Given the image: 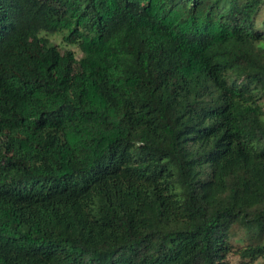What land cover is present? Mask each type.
Segmentation results:
<instances>
[{
    "label": "trees",
    "instance_id": "obj_1",
    "mask_svg": "<svg viewBox=\"0 0 264 264\" xmlns=\"http://www.w3.org/2000/svg\"><path fill=\"white\" fill-rule=\"evenodd\" d=\"M263 1L0 0V264H264Z\"/></svg>",
    "mask_w": 264,
    "mask_h": 264
},
{
    "label": "rangeland",
    "instance_id": "obj_2",
    "mask_svg": "<svg viewBox=\"0 0 264 264\" xmlns=\"http://www.w3.org/2000/svg\"><path fill=\"white\" fill-rule=\"evenodd\" d=\"M255 19L258 23H260L264 19V1L257 12ZM63 34L64 32L62 31L55 32V33L41 32L42 36L47 37L48 40L56 44L60 49H63V48L70 49L74 52L76 57H79L81 53L76 45H69L62 41ZM232 242L234 246L241 245L242 244L241 237L240 238L237 237V240L233 238ZM226 260H227V264H238V258L234 254H229ZM258 263L261 264V261H258L257 264Z\"/></svg>",
    "mask_w": 264,
    "mask_h": 264
}]
</instances>
